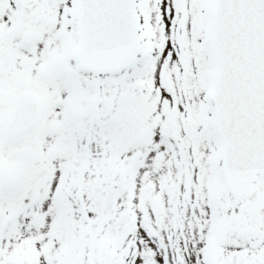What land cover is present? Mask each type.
<instances>
[{
    "label": "snow or ice",
    "instance_id": "6c2138e0",
    "mask_svg": "<svg viewBox=\"0 0 264 264\" xmlns=\"http://www.w3.org/2000/svg\"><path fill=\"white\" fill-rule=\"evenodd\" d=\"M0 264H264V0H0Z\"/></svg>",
    "mask_w": 264,
    "mask_h": 264
}]
</instances>
